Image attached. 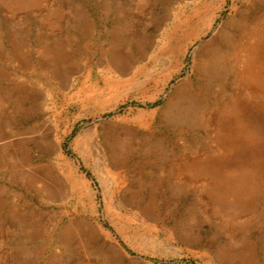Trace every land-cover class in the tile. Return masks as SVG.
<instances>
[{"label": "rangeland", "instance_id": "1", "mask_svg": "<svg viewBox=\"0 0 264 264\" xmlns=\"http://www.w3.org/2000/svg\"><path fill=\"white\" fill-rule=\"evenodd\" d=\"M0 264H264V0H0Z\"/></svg>", "mask_w": 264, "mask_h": 264}, {"label": "bare ground", "instance_id": "2", "mask_svg": "<svg viewBox=\"0 0 264 264\" xmlns=\"http://www.w3.org/2000/svg\"><path fill=\"white\" fill-rule=\"evenodd\" d=\"M234 40V39H233ZM228 49V48H227ZM220 56V55H219ZM263 83V82H262ZM240 84V83H239ZM259 94V93H258ZM262 94V93H261ZM243 103V102H242ZM261 104V103H260ZM250 106V105H249ZM255 106V105H254ZM225 107V106H224ZM241 107H242V105H241ZM258 108H259V106H258ZM262 108V107H261ZM225 109V108H224ZM239 109V108H238ZM246 111V110H245ZM240 115H242V114H240ZM3 118V117H2ZM228 120V119H227ZM226 125V124H225Z\"/></svg>", "mask_w": 264, "mask_h": 264}]
</instances>
